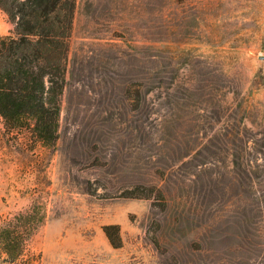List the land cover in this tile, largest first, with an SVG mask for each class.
Listing matches in <instances>:
<instances>
[{
    "label": "rangeland",
    "instance_id": "rangeland-1",
    "mask_svg": "<svg viewBox=\"0 0 264 264\" xmlns=\"http://www.w3.org/2000/svg\"><path fill=\"white\" fill-rule=\"evenodd\" d=\"M32 122H0L25 264H264V0H77L56 142Z\"/></svg>",
    "mask_w": 264,
    "mask_h": 264
},
{
    "label": "trees",
    "instance_id": "trees-1",
    "mask_svg": "<svg viewBox=\"0 0 264 264\" xmlns=\"http://www.w3.org/2000/svg\"><path fill=\"white\" fill-rule=\"evenodd\" d=\"M76 7L77 0H0L14 25L0 36V122L16 128L33 121L34 132L48 145L59 136ZM149 189L164 198L161 188ZM134 192L126 194L152 195ZM44 221L38 204L0 221V264H25L28 242ZM104 230L115 247L122 246L119 224Z\"/></svg>",
    "mask_w": 264,
    "mask_h": 264
}]
</instances>
